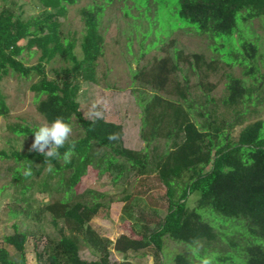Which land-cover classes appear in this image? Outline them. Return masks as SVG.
Returning a JSON list of instances; mask_svg holds the SVG:
<instances>
[{
  "label": "trees",
  "instance_id": "trees-1",
  "mask_svg": "<svg viewBox=\"0 0 264 264\" xmlns=\"http://www.w3.org/2000/svg\"><path fill=\"white\" fill-rule=\"evenodd\" d=\"M81 1L4 0L0 9V81L7 75L31 80L36 108L45 120L50 123L62 117L70 124L75 121L81 130L79 137H70L59 150L63 154L75 141L69 163L62 158L46 161L37 152L0 148V159H14L17 164L10 182L15 203L11 214L36 222L49 217L55 229V234L46 233V241L36 248L37 264H93L81 256L83 244L99 255L97 264H110L111 246L125 255L151 249L155 264H163L165 236L195 245L202 257L214 254L213 264H264V118L246 123L254 112L264 111V71L255 63L260 36L255 37L249 25H243L260 18L264 26V0H132V4L119 0L143 37L140 57L153 49L163 52L132 71L133 91L142 108L140 137L145 146L141 149L125 145L121 123L104 116L88 117L81 108L78 93L82 81H98L105 47L102 17L115 0L88 1L80 9L81 34L66 32L63 19L70 6ZM29 3L36 11L26 9ZM132 8L139 15L135 16ZM165 25L207 35L216 42L211 48L221 53L226 63L245 65L249 79L228 75L221 99L223 111L212 95L217 84L210 80L218 59L186 52L170 37H161L159 46L147 48L148 30L163 31ZM224 35L227 40L219 42ZM234 37L240 46L230 44ZM226 45H232V58L220 50ZM25 52L39 53L37 63L28 65ZM53 62L61 64L47 70ZM9 113L0 86V116L8 118ZM238 125L243 127L234 139L232 130ZM37 127L26 122L6 124L7 130L27 137ZM113 133L119 138L110 140ZM160 140L165 143L162 150ZM93 160L99 164L100 174H109L115 184L127 183L133 173L142 181L154 173L164 185L166 190L159 196L167 206L164 215L159 209L134 206L133 194L124 190L123 212L136 221L139 238L122 234L113 241L92 225L103 203L89 199L86 192L78 193L76 186ZM195 192L199 198L196 206L190 207L188 199ZM48 193L53 200L36 204L37 194ZM213 213L222 216L219 226L205 218L214 219ZM13 226L14 232L0 239V264H29L27 246L34 233L21 230L16 223ZM229 228L232 230L227 231ZM214 242L225 246L211 249ZM121 264L132 262L124 259ZM175 264L200 261L180 252Z\"/></svg>",
  "mask_w": 264,
  "mask_h": 264
},
{
  "label": "rangeland",
  "instance_id": "rangeland-1",
  "mask_svg": "<svg viewBox=\"0 0 264 264\" xmlns=\"http://www.w3.org/2000/svg\"><path fill=\"white\" fill-rule=\"evenodd\" d=\"M91 0H82L81 2L71 5L68 15L63 19V28L66 32H72L80 35L84 28V23L81 18L80 9ZM26 2V0H19ZM4 0H0V9ZM132 4L133 1L129 0ZM174 7V6H172ZM29 12H34L35 7L30 3L26 6ZM132 13L137 16L138 10L132 8ZM169 11V10H168ZM241 13L238 14L240 21ZM179 19L175 20V22ZM136 22L132 16L124 11L122 1L115 0L109 5L105 14L102 17V31L105 36L104 54L99 60L98 65V81H82L78 93V100L81 104L83 112L88 117L97 116L100 112L108 120L121 123L124 126L125 135L124 143L126 146L134 149H141L145 146L144 141L140 137L141 115L142 108L138 104L132 85V71L138 67L149 63L155 55L163 54L159 50L153 49L140 57L141 39L142 36L134 28ZM249 25L250 29L256 36H260V53L255 63L260 67V72L264 71V26L260 18H254L243 25ZM196 27V26H195ZM184 28V27H183ZM165 29L148 30L150 40L147 45L148 49L156 48L160 45L161 37H167L174 40L175 45L183 48L186 52H199L205 54L209 60L211 58L218 59L216 69L210 71V80L217 84L212 95L217 99L220 111H223L221 99L226 94L228 75L234 74L243 79H249V75L245 73V65L228 64L222 59V54L212 49L216 43L213 38L207 35L200 34L192 28L187 29ZM150 31V32H149ZM173 32V33H172ZM244 32L246 30L244 29ZM155 34V38L153 35ZM239 37V33H235ZM227 36L219 37V42L226 41ZM230 41V40H229ZM132 43L131 48L129 43ZM232 45L240 46L237 38H232ZM231 45V46H232ZM221 47L220 50L226 53V56L232 58L229 54L230 47ZM80 51V49H78ZM39 58V53L31 55L29 52L24 53V59L28 65L36 64ZM61 62H53L47 65V70L51 65H60ZM248 64V62H247ZM50 73V72H49ZM261 74V73H259ZM193 83L196 77L192 79ZM31 80L21 78L19 76L7 75L0 81V86L7 96V102L10 106L8 118L0 116V148L8 150H19L21 152L28 151L34 134L31 136H18L7 130V122H26L30 125L39 126L42 123H48L45 118L38 112L36 108V94L30 89ZM196 94V92H195ZM38 99V97H37ZM230 117V115H228ZM258 117L264 118V111L261 113H253L250 115L249 121ZM73 134L71 137L77 138L81 135L79 125L74 121L71 123ZM243 126L238 125L232 130V137L236 139ZM160 150L165 147L164 140L158 142ZM17 166L14 159H0V239L4 235L14 232V224H18L21 230L31 231L34 234L30 235L27 246L28 263L37 264L35 258L36 248L40 247L46 241L45 234H55V229L49 222V217L43 222H36L25 218L24 215L13 216L11 208L15 207L13 201V187L10 185L14 167ZM100 166L96 161H92L88 173L82 178L76 186L78 193H87L89 199L97 202H102L103 205L98 215L93 219L92 225L103 236L109 237L115 241L120 235L127 234L131 237L139 238L140 236L135 231L138 226L136 221L123 212L124 201L121 200L125 194L124 190L131 192L134 198V206H139L145 210L159 209L162 215L167 211V206L163 204L159 196L165 192L164 185L152 173L144 181L137 179L133 174L126 181H121L115 184L109 174H100ZM126 184V186H125ZM125 186V187H124ZM151 186V189L145 192L146 188ZM89 190H92L90 193ZM36 198L39 204L41 201L53 200L48 194H37ZM199 193H193L188 199V205L195 207ZM212 218L208 219L212 224L219 226L222 222V216L213 213ZM135 227V228H134ZM232 228L227 229L231 231ZM40 231L43 233L41 235ZM225 246V243L214 242L211 249H220ZM12 250V248L10 247ZM184 252L192 256L193 260H199L201 264L202 253H200L193 244H186L172 239L169 236L164 237V247L162 251L163 264H175L176 254ZM81 256L89 260L93 264L99 262V255L94 252L91 247L82 245ZM205 257V255H204ZM130 260L132 264H155V259L151 249L141 251H129L126 255L117 251L114 246L110 248V264H121L124 260Z\"/></svg>",
  "mask_w": 264,
  "mask_h": 264
},
{
  "label": "clouds",
  "instance_id": "clouds-1",
  "mask_svg": "<svg viewBox=\"0 0 264 264\" xmlns=\"http://www.w3.org/2000/svg\"><path fill=\"white\" fill-rule=\"evenodd\" d=\"M97 119H102L103 116L100 112H97ZM34 137L30 144L28 151L37 152L45 156L46 161L50 158L57 160L63 159L65 163L71 162L72 156L75 154V141H72L63 154L60 153V149L65 147V144L69 142V138L73 134V128L64 118L57 117L50 123L40 124L34 131ZM119 138L117 133L109 135L110 140H116ZM51 171V165L48 168ZM30 174V173H26ZM213 256H205L201 259V264H213Z\"/></svg>",
  "mask_w": 264,
  "mask_h": 264
}]
</instances>
